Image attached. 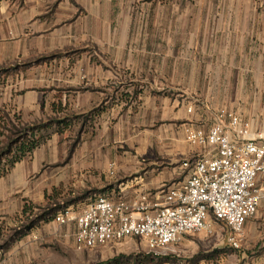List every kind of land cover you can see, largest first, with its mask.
<instances>
[{
  "label": "crops",
  "instance_id": "obj_1",
  "mask_svg": "<svg viewBox=\"0 0 264 264\" xmlns=\"http://www.w3.org/2000/svg\"><path fill=\"white\" fill-rule=\"evenodd\" d=\"M116 1L0 0V105L53 112L52 88L29 85L37 76L44 83L54 80L49 71L58 62L49 57L65 53L59 62L68 74H61L67 83L61 112L101 110L98 137L123 122L125 128L144 130L135 153L111 155L83 147L52 158L36 149L10 171L20 187L41 172L31 183L34 200H45L53 178L56 185L60 177L62 184L76 178L77 187L97 189L115 203L142 197L161 203L165 190L187 180L182 163L209 151L190 145L186 129L210 128L226 108L254 132H264V0H219L205 10L210 23L189 28L188 41L139 47L127 40L130 26L118 27L115 19L120 8L125 13L131 8V0L124 8ZM91 45L93 57L66 55ZM258 183L264 187V175Z\"/></svg>",
  "mask_w": 264,
  "mask_h": 264
},
{
  "label": "rangeland",
  "instance_id": "obj_2",
  "mask_svg": "<svg viewBox=\"0 0 264 264\" xmlns=\"http://www.w3.org/2000/svg\"><path fill=\"white\" fill-rule=\"evenodd\" d=\"M117 1L124 8L130 0ZM130 2L131 8L126 13L120 8L115 19L118 27L130 26L127 40L137 47L142 42L188 41L191 35L189 28L210 23L212 18L205 16V10L220 3L219 0ZM66 55L74 59L78 56H95L92 45L77 51L69 50ZM62 56L65 53L49 57L56 58L58 62L51 73L49 71L50 75L54 74V80L44 83L37 76L35 83L29 85L34 90H39L45 84L52 88L53 112L50 107L45 110L43 106L32 112H23L14 103L0 105V155H3L2 148L7 144L8 137L12 136L11 133L17 134L26 128L39 129L35 139L41 138L43 142L37 154L46 153L52 158H58L61 154L71 155L83 147L111 155L135 153L138 145L143 143V129L125 128L127 123L123 122L122 128L114 129L109 134L103 132L98 137L101 110L61 112V93L67 89L61 74L65 77L68 75L65 73L67 66L59 63ZM69 75H73L71 70ZM117 115L119 117L121 114ZM31 131L28 133L31 134ZM83 143L85 146H82ZM28 157L32 158L33 153L25 158ZM6 159L5 156L0 159V168L6 165ZM10 171L0 179V264H264V210L247 222L240 248H233L227 243L230 231L226 226L214 223L213 234L184 236L160 255L151 252L145 241L137 238L93 250H78L74 246V226L59 225L54 218L68 208L74 213L79 212L89 203L88 199L94 200L102 193L97 189L84 191L77 187L76 178H68V183L62 184L58 177L56 185L53 178V187L45 200H34L31 195L35 187L31 183L41 178V172L35 173L24 187H20L19 184L14 185Z\"/></svg>",
  "mask_w": 264,
  "mask_h": 264
},
{
  "label": "built area",
  "instance_id": "obj_3",
  "mask_svg": "<svg viewBox=\"0 0 264 264\" xmlns=\"http://www.w3.org/2000/svg\"><path fill=\"white\" fill-rule=\"evenodd\" d=\"M185 139L209 151L182 163L187 180L165 190L163 202L142 197L115 203L98 196L77 213L60 211L54 222L74 226L78 250L137 238L160 255L184 236L213 234L214 223L226 226L227 243L240 248L246 223L264 207V187L258 183L264 175V132H254L249 122L222 108L210 128H188Z\"/></svg>",
  "mask_w": 264,
  "mask_h": 264
},
{
  "label": "trees",
  "instance_id": "obj_4",
  "mask_svg": "<svg viewBox=\"0 0 264 264\" xmlns=\"http://www.w3.org/2000/svg\"><path fill=\"white\" fill-rule=\"evenodd\" d=\"M5 72L6 71L4 70V73ZM27 130H32L30 132L31 134H29ZM35 130L36 128H26L23 131L17 132V134L11 133L12 136L8 137L7 144L2 148L3 155H0V159L4 156L7 158L6 165L0 168V178L5 176L17 162L31 155L42 145L43 140L41 138L35 139L38 135L39 129L38 131ZM13 136L16 137L13 138ZM4 167H8V169L6 170Z\"/></svg>",
  "mask_w": 264,
  "mask_h": 264
}]
</instances>
